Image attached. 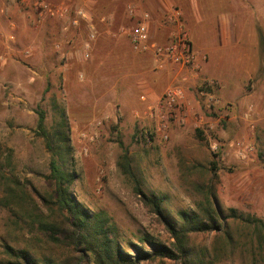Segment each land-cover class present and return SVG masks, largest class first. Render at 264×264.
Segmentation results:
<instances>
[{
  "label": "rangeland",
  "instance_id": "obj_1",
  "mask_svg": "<svg viewBox=\"0 0 264 264\" xmlns=\"http://www.w3.org/2000/svg\"><path fill=\"white\" fill-rule=\"evenodd\" d=\"M43 2L56 8L66 4L68 13L62 19L39 17L33 0L0 2V264L6 261V245L32 247L37 256L54 251L35 236L27 217L38 202L33 191L52 190L46 179L49 154L36 130L39 110L50 132L64 111L72 150L65 170L77 176L71 193L91 212L108 214L124 251L133 254L128 244H140L142 237L166 245L172 239L119 169L118 142L128 152L140 189L166 197L170 219L183 211L200 213L206 198L222 215L242 218H228L223 232L191 236L198 264H264V228L252 223L258 220L264 227V43H259L264 0H201L185 14L169 5L181 10L201 58L198 72L176 69L194 77L193 86L174 71L150 70L148 57L129 51L125 37L113 41L119 26L108 27V39L95 18L90 23L78 18L72 25L78 10L87 13L85 0ZM127 5L149 14L153 40L167 41L165 13L154 20L148 9L129 3L119 7L123 15ZM123 24L129 25L127 15ZM209 46L216 51H208ZM212 55L217 59L209 69ZM103 62L104 68L99 66ZM122 74L128 76L122 79ZM200 83L211 92L201 95ZM171 86L187 95L180 101L182 122L169 121L164 131L157 130L146 108H157ZM142 264L181 263L157 259Z\"/></svg>",
  "mask_w": 264,
  "mask_h": 264
},
{
  "label": "trees",
  "instance_id": "obj_2",
  "mask_svg": "<svg viewBox=\"0 0 264 264\" xmlns=\"http://www.w3.org/2000/svg\"><path fill=\"white\" fill-rule=\"evenodd\" d=\"M259 43H264L262 37ZM198 89L206 93L211 92V88L201 83ZM57 127L53 132L48 131L45 113L37 111V136L42 138L49 154V174L46 179L52 190L43 194L34 190L38 202L33 204V208L27 213L35 236L54 251L48 255L37 256L36 252H32V247L14 249L6 245L3 247L6 256L3 264H142L157 259L198 264L197 255L189 245L191 236L220 233L225 231L228 218L242 219L234 214L222 215L212 205L210 198H206L200 213L183 211L177 213V218L170 219L164 210L166 197L147 195L140 189L130 167L128 152L123 144L118 142L122 150L118 162L119 169L132 181L135 196L145 208L156 215L172 239L171 244L166 245L150 237H142L139 239L140 244H128L133 251V254H130L122 249L118 228L108 214L103 211L93 213L73 197L71 187L77 176L65 170L72 150L64 111L60 113ZM196 133L201 136L199 130ZM252 223L261 229L264 228L258 220H253ZM229 240L228 238L227 241Z\"/></svg>",
  "mask_w": 264,
  "mask_h": 264
},
{
  "label": "built area",
  "instance_id": "obj_3",
  "mask_svg": "<svg viewBox=\"0 0 264 264\" xmlns=\"http://www.w3.org/2000/svg\"><path fill=\"white\" fill-rule=\"evenodd\" d=\"M26 1V0H22ZM28 1V0H27ZM35 9L38 10V16L48 14L58 19L64 18L68 13V7H49L43 1L33 0ZM126 15L129 19L128 27L121 26L118 28L114 37L122 36L128 41L130 49L137 54H147L152 61V68L155 71H163L169 66L185 68L192 72H198L200 69L201 58L194 50L189 35L185 29L182 12L179 8L173 7L165 13L163 24L169 29L167 41L159 43L151 38L150 35V16L147 12H141L133 5L126 6ZM78 18L86 20V15L82 10L77 11V18L72 21V25L78 24ZM93 37V34L91 38ZM13 39L12 36L9 37ZM89 45H86L88 49ZM25 55L29 52L25 51ZM204 60V58H202ZM206 83V82H205ZM208 86L210 84H207ZM201 95H206L204 91ZM183 97L182 90L178 86L168 87L157 106V108L147 107L149 117H155L157 121V130L164 131L169 121L182 122L179 118L181 114L180 101ZM212 97H209L211 100ZM144 101V97H141ZM155 113H154V111ZM248 151L251 148L247 149Z\"/></svg>",
  "mask_w": 264,
  "mask_h": 264
},
{
  "label": "crops",
  "instance_id": "obj_4",
  "mask_svg": "<svg viewBox=\"0 0 264 264\" xmlns=\"http://www.w3.org/2000/svg\"><path fill=\"white\" fill-rule=\"evenodd\" d=\"M2 1L0 0V2H2ZM200 1L201 0H85V2L89 5V8L86 9L87 10V13H85L86 20H83V21L86 22V23H90L95 18L96 26L99 24V26L101 28V33L103 35H105L106 38L109 39V37L111 35V32H110V28H108V27L111 24H112V26L115 25V27H116V25L119 26V27L124 25L123 24V17L124 16L126 17V14L123 15L124 13H122V11L119 10V7L122 6L123 4H129V3L130 4L131 3L139 4L140 7L138 5L137 6L141 10L143 8L148 9L150 11L152 19L155 20L158 17H162L163 13H166L167 9H169V5H171V4H173L175 6H179L180 8H182V12L185 14L188 11L191 12L192 10H195L196 7L194 8L193 4H197ZM104 4H111L112 6L109 7V9H106V8H104ZM190 4H192V5L190 6ZM0 8L2 9V7H0ZM98 8H100V9H98ZM95 11H96V13H95ZM1 12H2V10H1ZM120 38H123V37L122 36H116L113 39V41H118ZM119 43L122 45L123 48L127 49L128 45H126V43L125 44L121 43V42H119ZM195 47H196L195 49L197 51H199V48L196 45V43H195ZM215 49H216L215 46H209L208 51L214 52V51H216ZM127 51H128V49H127ZM129 51H131V49ZM197 53L199 54V52H197ZM140 55H145V56L148 57L149 67H150V70H151L152 61L150 59V56H148L147 54H140ZM215 59H217L216 56L212 55L209 58V60L206 62V68L209 65V63H210V65L208 66L209 69H212L213 67H215L214 63H212V61H215ZM220 61L221 60H218L217 62L220 63ZM99 66L104 68V66H106V63L103 62ZM178 68H180V67L169 66L168 68H166V71H167L168 74L171 73L172 75H173V71L176 72V74L173 75L175 77L177 76V77L183 78V77L186 76L185 78H186V81H187L188 85L189 86L195 85L196 81H195L194 77L190 76L187 72H184V74L179 75V73H177V71H176V69H178ZM180 69H183V68H180ZM202 72H203V70H202ZM204 73L206 74L207 72L204 71ZM127 76L128 75L124 76L122 74V76H120V78L123 79L124 77H127ZM207 77L213 78V79L220 78V76H218L214 72L207 73ZM117 81H119V79ZM143 86L146 88V90H150L149 86L146 83H144ZM185 97H187V95L183 94L182 99H186Z\"/></svg>",
  "mask_w": 264,
  "mask_h": 264
}]
</instances>
